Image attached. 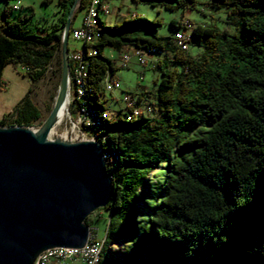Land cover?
<instances>
[{"label":"trees","instance_id":"1","mask_svg":"<svg viewBox=\"0 0 264 264\" xmlns=\"http://www.w3.org/2000/svg\"><path fill=\"white\" fill-rule=\"evenodd\" d=\"M105 1L110 3L100 0L96 6L101 9ZM138 1L166 9L195 3ZM4 2L0 89L8 64L22 65L33 82L56 56L61 64L60 39L73 0H57L59 9L48 26H31L32 13L21 14L31 12L30 7L15 11ZM86 3L80 0L70 29ZM208 4L224 9L234 31L194 25L189 46L204 47L197 56L175 44V32L186 29L187 18L170 22L172 36L150 39L128 34L139 20L136 14L119 25L95 18L94 40L83 47V96L78 97L76 86L69 110L73 114L80 105L86 107V132L100 142L113 184L112 200L96 209L108 213L98 264H264V0ZM132 43L147 53L152 67L161 69L157 101L146 105L149 117L120 109L109 118L101 84H111L116 66L104 50H132L127 46ZM166 49H174L180 71L162 69V60L155 57ZM29 97L26 93L14 111L3 114L0 125L39 122L41 110ZM85 224L90 226L87 218Z\"/></svg>","mask_w":264,"mask_h":264},{"label":"water","instance_id":"2","mask_svg":"<svg viewBox=\"0 0 264 264\" xmlns=\"http://www.w3.org/2000/svg\"><path fill=\"white\" fill-rule=\"evenodd\" d=\"M79 3L73 0L63 26L60 83L50 113L36 129L0 125V264H34L47 249L85 247L91 232L86 218L112 200L98 142L49 138L68 98L67 40Z\"/></svg>","mask_w":264,"mask_h":264},{"label":"rangeland","instance_id":"3","mask_svg":"<svg viewBox=\"0 0 264 264\" xmlns=\"http://www.w3.org/2000/svg\"><path fill=\"white\" fill-rule=\"evenodd\" d=\"M209 1L210 0H195L194 4H189L186 8L175 7L174 9H166L161 4L152 6L142 1L110 0L107 14L98 6H96V9H98L99 16L106 25H119L122 23V20L130 17L131 12H134L132 15L134 16L136 14L139 20L135 21L133 25L129 26L127 29L128 34L133 37L141 36L142 38L148 39L153 35L162 38L170 37L174 33L170 22L172 20L179 22L184 18L189 19L193 26L200 24L203 26H216L220 29L228 27L230 28L229 30L233 32L234 25L225 22L226 12L224 9L222 7L213 9L208 4ZM8 3L12 6L13 0H8ZM20 4L24 9L29 7L32 9L31 12L30 10L21 11V14L27 12V14L31 15L32 13L31 19L29 20L31 26H48L54 21L56 11L59 9L57 0H23ZM5 6L6 3L4 0H0V21L3 17V8H5ZM81 18L82 11H79L72 26H79ZM150 22H153V24ZM92 24H97V20L94 19ZM138 43L141 44L142 41H138ZM67 44L69 50H82L84 47L82 41H74L73 38H69ZM127 46L132 50L137 48L133 43ZM203 50L204 47L202 45L191 44L188 54L197 56V54H201ZM122 55H124V50H111L109 48L104 50V56L109 58L112 57L111 59H113L116 70L112 74V77L116 78L120 84L119 87L117 89L115 88L112 92L108 91L111 84L106 80H103L101 84L104 90V97H101V102L105 98V115L109 118L117 117V115H119V110L124 108L121 101L123 96L126 93H131L135 98L141 95V107L143 108L144 116L149 117L152 112L146 110V105L149 102L153 103L157 101V86L159 80L162 78L161 69H155L150 62L142 66L138 63L134 64L132 61H130L127 67H120L119 58H122ZM158 57L162 60V69L164 71H169L174 68L180 71L181 66L173 61L174 49L161 51ZM22 67V65H15L14 63L4 67L3 77L5 79V84L0 89V120L3 114L11 110L14 111L19 101L26 93H29V98L41 110L39 122L37 121L34 126L30 127L36 129L42 125L53 106L54 98H56L57 95L58 84L60 83L58 71L61 64L58 56H56L47 68L45 75L36 82L31 81V79L25 75ZM77 117L76 115V120ZM11 119H13V116L10 117V120ZM72 122H74L73 116L69 110V113L65 114L62 121L52 128L51 134L56 137H66L71 140L77 138L83 139V134L77 130V127H74ZM91 140L95 139L92 137ZM106 218H108V213L104 210H95L87 217V221L90 224L89 227L94 231L92 234H96L98 239H103L107 232ZM114 248H117V245H115Z\"/></svg>","mask_w":264,"mask_h":264},{"label":"built area","instance_id":"4","mask_svg":"<svg viewBox=\"0 0 264 264\" xmlns=\"http://www.w3.org/2000/svg\"><path fill=\"white\" fill-rule=\"evenodd\" d=\"M23 0H15L12 4V9L17 11L21 8V2ZM90 0H87V3L85 4V7L82 11V18L81 23L77 27H72L69 31V38H73L74 41L80 42V39H83V37H88L92 34H96L97 32V24H92L91 16H89L88 10V3ZM108 12V10H107ZM184 24L186 26V29L183 31L175 32V44L178 48L181 50H187L189 47V40H190V28L193 27L191 21L189 19L184 20ZM79 52V49H68V62H69V83H68V89H67V105L69 107V104L76 98L75 96V87L78 86V84L81 83V78L79 75V71L75 70V62L77 58V54ZM93 55L89 54V57H92ZM147 53L143 52L138 49L134 50H124V55H122V58H119V66L120 67H127L130 63L131 59H135L136 62L139 65H146L148 63L147 59ZM112 58V57H111ZM119 82L116 78L111 79V85L108 88L109 92H112L115 88L117 89L119 87ZM77 101H80L82 99H76ZM122 103L124 108L121 109L123 112H131V113H138V111H143V108L141 107V101H137V98L131 95V93H126L122 98ZM86 107H84V104L80 105L79 108L75 110V113L72 114L73 121L72 124L74 127H77V130L80 131L83 134V139L85 140H91V137H96L95 135H88L86 132L87 126H86V118L84 117V121H76V114H85ZM87 136V137H86ZM93 232V231H92ZM91 232L90 238L85 245V254L77 253V248H67L66 247V255L63 259H52V257L49 256V249L42 252L38 258L34 261V264H96L98 261V247L102 243V240L97 239V237L93 236ZM53 248V249H57Z\"/></svg>","mask_w":264,"mask_h":264},{"label":"bare ground","instance_id":"5","mask_svg":"<svg viewBox=\"0 0 264 264\" xmlns=\"http://www.w3.org/2000/svg\"><path fill=\"white\" fill-rule=\"evenodd\" d=\"M92 2H93L92 6H90L89 10H87V11H89V16H91V20L93 21L96 17L99 16V11H98V9H96V4L98 2H100V0H92ZM101 9H102V11H104V13H107V10L109 11V3L106 1H105V3L103 2L101 4ZM93 40H94V34H92L90 36V38L83 37V39H80V41H82L84 44L86 43L88 46H90L92 44ZM83 54H84V50L83 49L79 50V52L77 54L76 62H75V70L79 71V75L81 78V83L78 84V92H77L78 97L83 96V88L81 86V84H83L82 77L85 76V65L83 62ZM67 113H69V110H68V105H67V100H66L64 102L62 108L60 109L58 115H57L56 125H58L62 121L65 114H67ZM84 117L85 116L83 114H79L76 121H84ZM86 125H89V123L87 121H86ZM51 133H52V131L49 134V138L54 137V136H52ZM93 139H95V140H92V141L98 142L96 137H93ZM98 143H100V142H98ZM103 157L105 158L104 155H103ZM101 247H102L101 245L98 247L99 258H98V261L96 262V264H98L100 262ZM77 253L85 254V247L77 248ZM65 255H66V247H58L57 249H52V248L49 249V256L52 257V259H63L65 257Z\"/></svg>","mask_w":264,"mask_h":264},{"label":"crops","instance_id":"6","mask_svg":"<svg viewBox=\"0 0 264 264\" xmlns=\"http://www.w3.org/2000/svg\"><path fill=\"white\" fill-rule=\"evenodd\" d=\"M106 14H107V13H106ZM106 14H104V15H106ZM132 14H134V12H131L130 15H132ZM99 17H100V16H99ZM112 25H113V24H112ZM155 58L161 62L160 57L156 56ZM131 61H132V63L137 64V62H136L135 59H131ZM93 236L97 237L96 234H93ZM97 239H98V238H97Z\"/></svg>","mask_w":264,"mask_h":264},{"label":"clouds","instance_id":"7","mask_svg":"<svg viewBox=\"0 0 264 264\" xmlns=\"http://www.w3.org/2000/svg\"><path fill=\"white\" fill-rule=\"evenodd\" d=\"M70 31V30H69ZM68 41V40H67ZM67 47H68V44H67ZM69 49V48H68ZM92 232V231H91ZM91 232H90V235H91Z\"/></svg>","mask_w":264,"mask_h":264}]
</instances>
